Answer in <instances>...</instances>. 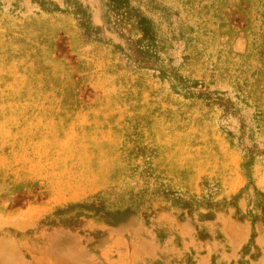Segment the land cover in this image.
Instances as JSON below:
<instances>
[{"label": "rangeland", "instance_id": "374dc122", "mask_svg": "<svg viewBox=\"0 0 264 264\" xmlns=\"http://www.w3.org/2000/svg\"><path fill=\"white\" fill-rule=\"evenodd\" d=\"M0 264H264V0H0Z\"/></svg>", "mask_w": 264, "mask_h": 264}, {"label": "trees", "instance_id": "16d2710c", "mask_svg": "<svg viewBox=\"0 0 264 264\" xmlns=\"http://www.w3.org/2000/svg\"><path fill=\"white\" fill-rule=\"evenodd\" d=\"M112 3L117 9H123L129 5V0H112ZM136 27L142 36L140 42L152 40L153 25L147 18L138 17Z\"/></svg>", "mask_w": 264, "mask_h": 264}]
</instances>
